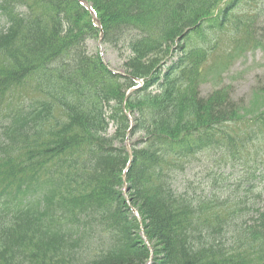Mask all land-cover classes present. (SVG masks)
Returning a JSON list of instances; mask_svg holds the SVG:
<instances>
[{"label":"trees","instance_id":"16d2710c","mask_svg":"<svg viewBox=\"0 0 264 264\" xmlns=\"http://www.w3.org/2000/svg\"><path fill=\"white\" fill-rule=\"evenodd\" d=\"M83 1L0 0V264H264V106L202 92L264 0Z\"/></svg>","mask_w":264,"mask_h":264},{"label":"rangeland","instance_id":"374dc122","mask_svg":"<svg viewBox=\"0 0 264 264\" xmlns=\"http://www.w3.org/2000/svg\"><path fill=\"white\" fill-rule=\"evenodd\" d=\"M260 2H262V0L258 3ZM260 6H262V4H258L257 6H255V8H257L258 10L260 9L258 8ZM255 8L243 6L241 10H249L250 12H252L255 10ZM262 12L264 13V11ZM257 24L259 26L260 31L264 33V16L262 18L259 17L257 19ZM225 39L228 40L226 37ZM224 55L228 54L226 52H221V58L220 60H217V62L219 61L217 63L218 66L216 65L215 70L212 73L209 72L207 74L208 84L202 88L203 94L206 95L212 89L217 88L219 86H229L232 89L235 99H242L245 97L247 101L246 108L250 107L251 109H254L256 104L259 105V110L263 108L264 96L262 98L261 96L257 95L255 89L258 85H264V46L263 48L246 52L245 48H243L239 52H236V54H234L229 59H226ZM120 57V54H113L107 51L104 55V60L105 62L109 61L111 63V66L113 68H116V62L120 60ZM257 110H255L253 113H256ZM200 165V163H198L197 166L194 165V167L196 168L191 170L185 177L187 179H190L188 183H190L191 186L195 188H199L200 186V190L205 189L204 194L210 193L212 195L213 192L217 193V190L211 192L205 174L202 172L203 168L200 167ZM236 170H238V173H233L229 177L225 175L228 179L225 186H231V184L228 183H232L238 178V174H240L241 170L239 168ZM223 179L225 178L223 177ZM260 187L264 188V182L260 184ZM223 192L224 191L220 189L219 194H222Z\"/></svg>","mask_w":264,"mask_h":264}]
</instances>
